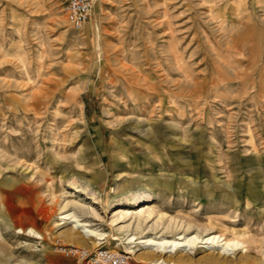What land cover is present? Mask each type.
Wrapping results in <instances>:
<instances>
[{"label": "rangeland", "instance_id": "374dc122", "mask_svg": "<svg viewBox=\"0 0 264 264\" xmlns=\"http://www.w3.org/2000/svg\"><path fill=\"white\" fill-rule=\"evenodd\" d=\"M187 228L243 245L138 243ZM63 245L264 264V0H94L80 29L0 0V264H86Z\"/></svg>", "mask_w": 264, "mask_h": 264}, {"label": "bare ground", "instance_id": "6f19581e", "mask_svg": "<svg viewBox=\"0 0 264 264\" xmlns=\"http://www.w3.org/2000/svg\"><path fill=\"white\" fill-rule=\"evenodd\" d=\"M144 199H145V196L135 197L130 202L133 203L134 205H136L141 201L143 202ZM87 211H89V210H87ZM140 214H142V213H140ZM146 214H147V217L149 218L152 214V211H148ZM126 216H127V214L126 215L123 214V215H121V218H124ZM62 219L67 220L70 223H74L75 228H82L83 233H85L86 235H90V236H93L96 238H102V236L104 235L103 233H100V231L98 229L93 228L92 223H90L87 220L81 219V217L79 215H77V213H75V212L66 213L62 217ZM129 227H130V224L121 226L120 229H122V228L128 229ZM139 227H140V222L137 224L136 228H139ZM188 230H189V228H187L185 230L184 234L180 235L179 237L177 236V238H174L172 240H168L166 238H163L162 235H158L157 237H154V238H156V239L158 238L161 241L155 240L154 238L141 237V238H139L140 240L138 243L143 244L145 246H152L154 244H158V245L164 246L166 248V247H181V246L186 247L188 245L190 247H194L198 244L199 240H201V242L204 241V243H207V244H215L216 242L223 241L224 245H226V247H225L226 251L231 247L238 248V247L243 245L242 241L225 238V237H223L222 234L206 233L204 235L203 234L201 235V234L197 233L194 235H188V233H187ZM114 239H117V238H114ZM127 239H129L128 243H132V242H135L138 238H136L135 236H130ZM122 251L130 252L127 250H122Z\"/></svg>", "mask_w": 264, "mask_h": 264}, {"label": "built area", "instance_id": "2783aa9c", "mask_svg": "<svg viewBox=\"0 0 264 264\" xmlns=\"http://www.w3.org/2000/svg\"><path fill=\"white\" fill-rule=\"evenodd\" d=\"M60 1L73 27L82 28L90 17L94 0ZM61 249L66 255H75L78 259L85 260L86 264H133V258L129 252L107 246H99L93 251L66 245H63Z\"/></svg>", "mask_w": 264, "mask_h": 264}]
</instances>
